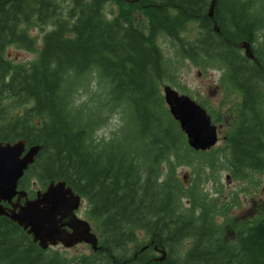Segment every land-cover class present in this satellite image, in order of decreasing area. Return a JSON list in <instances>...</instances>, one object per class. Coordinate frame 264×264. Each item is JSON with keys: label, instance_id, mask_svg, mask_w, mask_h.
Listing matches in <instances>:
<instances>
[{"label": "trees", "instance_id": "trees-1", "mask_svg": "<svg viewBox=\"0 0 264 264\" xmlns=\"http://www.w3.org/2000/svg\"><path fill=\"white\" fill-rule=\"evenodd\" d=\"M211 2L0 0V143L41 147L19 188L33 197L34 185L66 181L99 234L98 251L68 258L0 216V264H264V213L239 219L237 194L220 204L205 189L220 169L254 187L264 175V0H216L209 18ZM45 26L37 49L29 30ZM161 39L177 59L222 70L239 97L223 148L193 150L171 116L161 87L176 75ZM11 46L37 56L16 64ZM116 114L121 126L98 140ZM183 166L195 170L188 186Z\"/></svg>", "mask_w": 264, "mask_h": 264}, {"label": "water", "instance_id": "water-1", "mask_svg": "<svg viewBox=\"0 0 264 264\" xmlns=\"http://www.w3.org/2000/svg\"><path fill=\"white\" fill-rule=\"evenodd\" d=\"M215 4L216 0H212L209 18L214 17ZM215 31L219 32L217 26ZM240 48L245 50L248 59L255 58L249 43L240 44ZM164 97L192 149L207 151L217 145V126L203 107L168 85L164 88ZM40 150L39 145L27 147L25 139L13 144L0 143V216L9 218L27 232L42 250L59 244L68 249L85 243L96 252L99 249L98 237L90 224L76 215L82 198L66 181L51 182L46 191L38 192L33 200L28 199L26 192L18 191L20 179L35 163ZM23 199L24 204L21 203ZM160 252V261H163L167 253L164 250Z\"/></svg>", "mask_w": 264, "mask_h": 264}, {"label": "rangeland", "instance_id": "rangeland-1", "mask_svg": "<svg viewBox=\"0 0 264 264\" xmlns=\"http://www.w3.org/2000/svg\"><path fill=\"white\" fill-rule=\"evenodd\" d=\"M48 26L41 28H33L29 30V35L36 39L37 49H40L43 44V36L49 31ZM187 40L193 41L197 36V31L192 27ZM159 45L168 58H172L173 67L176 77L175 84L165 82L164 85L173 87L180 94H186L192 97L196 102L202 104L210 113L213 123L218 128L219 142L216 148H223L224 141L227 138L228 124L231 123L232 111L239 102V97L234 94L227 97L224 87L222 85V78L224 73L217 68H208L203 70L199 66L192 63L191 60H180L175 56L172 50V44L167 39H161ZM36 52L28 51L23 48L11 46L6 51V57L16 64H27L35 60ZM163 85V86H164ZM163 86L161 89L163 90ZM76 105H80L87 100V95L81 93L76 96ZM95 110L98 106H92ZM121 126L119 115H112L110 119L96 132L98 140L108 139ZM194 168L183 166L178 169L179 177L184 181L186 186L189 185L190 178L194 175ZM211 172L208 170V173ZM218 177L220 181L218 184L212 183L208 180L205 183V189L210 196L219 198L220 204L229 200L232 194H237L241 199L240 204L235 206L231 213L239 219H255L264 213V175L257 176L259 185L257 187L250 186L244 182H237L230 180L227 171L219 170ZM216 185V186H215ZM221 188V193L216 194V188ZM34 189L38 190L39 186L34 185ZM247 189L248 192H244ZM87 210V203L84 202L78 216L82 219H87L85 212ZM98 236L96 230H93ZM188 245V244H187ZM61 254H65L68 258H74L80 255H90L93 252L92 248L86 244H80L73 248H65L62 245L52 248Z\"/></svg>", "mask_w": 264, "mask_h": 264}, {"label": "flooded vegetation", "instance_id": "flooded-vegetation-1", "mask_svg": "<svg viewBox=\"0 0 264 264\" xmlns=\"http://www.w3.org/2000/svg\"><path fill=\"white\" fill-rule=\"evenodd\" d=\"M253 61H256V60H255V59H253ZM19 189H20V188H19ZM28 198H29V199H34V198H35V196H33V197H32V196H30V194L28 193ZM14 201L16 202V199H15ZM24 202H25V200H22V202H21V203L23 204ZM6 206H8V204H7Z\"/></svg>", "mask_w": 264, "mask_h": 264}]
</instances>
